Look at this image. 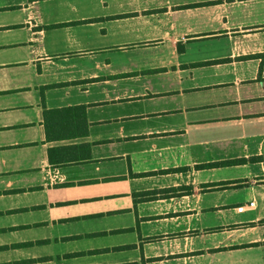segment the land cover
Segmentation results:
<instances>
[{"label": "crops", "instance_id": "1", "mask_svg": "<svg viewBox=\"0 0 264 264\" xmlns=\"http://www.w3.org/2000/svg\"><path fill=\"white\" fill-rule=\"evenodd\" d=\"M263 54L264 0H0V264H264V158L208 166L264 156ZM248 80L259 109L205 114ZM68 106L85 135L47 141ZM122 119L164 125L88 141Z\"/></svg>", "mask_w": 264, "mask_h": 264}, {"label": "trees", "instance_id": "2", "mask_svg": "<svg viewBox=\"0 0 264 264\" xmlns=\"http://www.w3.org/2000/svg\"><path fill=\"white\" fill-rule=\"evenodd\" d=\"M264 59V54L261 60ZM222 60H208L197 62L195 65L216 63ZM42 126L47 141H56L62 139H71L84 136L86 133V124L83 115L82 106H68L62 108L44 109L42 112ZM89 158V145L87 143L67 144L54 146L47 149V159L51 164H64L74 161H86ZM264 158V156H254L248 158H237L213 162L208 166H221L238 164L245 161H254ZM155 192H140L137 195L141 198H149ZM26 244V243H24Z\"/></svg>", "mask_w": 264, "mask_h": 264}, {"label": "rangeland", "instance_id": "3", "mask_svg": "<svg viewBox=\"0 0 264 264\" xmlns=\"http://www.w3.org/2000/svg\"><path fill=\"white\" fill-rule=\"evenodd\" d=\"M236 87L239 90L241 100L239 102H231L229 104L216 105L213 109H206L204 112L207 115H227L233 111V105L239 104L241 105L244 113H249L248 105H252V109H259L257 102L255 99H245L246 91L251 89L250 92L253 94L254 81L248 80L246 82L237 83ZM233 95V85L229 84L228 86H224L222 88L214 87L213 89H209V91H205L201 93L198 97L199 101H218L225 98H230ZM259 111V110H257ZM129 119H122L120 124H116L115 122L107 124V122L93 123L88 124L87 128V139L89 142L105 139L106 137H115L120 133H127L129 131L140 132L144 128L157 129L158 127H162L164 124H139L138 122L127 121ZM100 145L93 144L91 146L92 153L94 154L95 150L99 148ZM102 148H109L108 145Z\"/></svg>", "mask_w": 264, "mask_h": 264}, {"label": "built area", "instance_id": "4", "mask_svg": "<svg viewBox=\"0 0 264 264\" xmlns=\"http://www.w3.org/2000/svg\"><path fill=\"white\" fill-rule=\"evenodd\" d=\"M248 205L251 206L252 205V202L251 201L248 202ZM241 209H242L241 206L236 207V211H240Z\"/></svg>", "mask_w": 264, "mask_h": 264}]
</instances>
